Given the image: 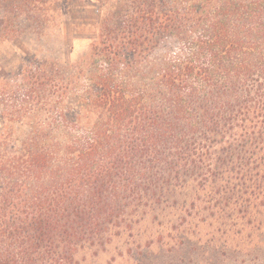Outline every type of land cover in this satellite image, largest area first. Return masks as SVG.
I'll return each mask as SVG.
<instances>
[{"label":"trees","instance_id":"trees-1","mask_svg":"<svg viewBox=\"0 0 264 264\" xmlns=\"http://www.w3.org/2000/svg\"><path fill=\"white\" fill-rule=\"evenodd\" d=\"M93 2L87 56L0 76V264H75L179 192L264 174V0ZM47 13L0 0L7 33Z\"/></svg>","mask_w":264,"mask_h":264},{"label":"rangeland","instance_id":"rangeland-1","mask_svg":"<svg viewBox=\"0 0 264 264\" xmlns=\"http://www.w3.org/2000/svg\"><path fill=\"white\" fill-rule=\"evenodd\" d=\"M43 1V29L7 33L0 24V76L29 59L70 66L89 54L98 33L93 0ZM252 179L256 186L221 192L219 202L205 191L179 192L178 201L150 209L105 246L78 251L75 264H264V174Z\"/></svg>","mask_w":264,"mask_h":264}]
</instances>
